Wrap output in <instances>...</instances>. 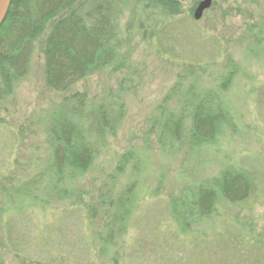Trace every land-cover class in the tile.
I'll return each mask as SVG.
<instances>
[{"label":"trees","instance_id":"trees-1","mask_svg":"<svg viewBox=\"0 0 264 264\" xmlns=\"http://www.w3.org/2000/svg\"><path fill=\"white\" fill-rule=\"evenodd\" d=\"M182 14L180 0H11L0 29L3 97L12 96L27 80L34 44L44 35L46 85L57 93L105 71L129 73L137 38L152 42L160 55L178 60L184 69L158 107L155 124L151 121L142 153L127 151L114 158L112 186L98 197L102 213L98 207L88 209L79 183L110 149V139L117 137L125 122L128 108L121 84L96 99L85 94L65 98L38 118L45 156L36 161L32 178L12 195L22 201L32 199L28 208L40 214L53 202L70 201L67 215L85 218L89 226L100 213L102 228L110 237L101 241L104 247L98 257L105 264H119L118 241L134 223L132 213L141 209L137 182L154 146L165 164L183 154L188 165H195L189 178L182 175L185 185L170 199L169 210L154 222L159 231L155 229L153 247L163 260L180 243L189 254L176 263L170 258L162 264H264V216L243 215L241 220L231 214L256 199L264 206V170L258 174L246 168L233 153L235 139L247 136L234 96L237 79L244 74L229 58L207 77L205 67L214 56L201 47L203 36L186 28ZM250 36L247 51L264 54V27ZM254 86L248 95L252 102L261 95L259 84ZM151 134L156 144H151ZM252 134L261 143L254 129ZM214 161L220 166L216 174H196L198 169L203 174ZM121 179L126 185L117 190ZM211 257L216 259L212 262ZM0 264H4L1 257Z\"/></svg>","mask_w":264,"mask_h":264},{"label":"rangeland","instance_id":"rangeland-1","mask_svg":"<svg viewBox=\"0 0 264 264\" xmlns=\"http://www.w3.org/2000/svg\"><path fill=\"white\" fill-rule=\"evenodd\" d=\"M200 1L180 0L183 13L180 18L186 21V28L200 34L198 37L203 36L201 47L214 56L205 67L208 69L207 77L222 69L229 58L241 68L244 75L237 79L238 89L234 90V96L247 136L235 139L233 153L246 168L259 174L264 170V54H251L247 48L251 33L257 27H264V0L257 3L213 0L211 8L196 22L193 14ZM44 40L45 35L34 44L27 80L12 96L0 95V257L4 264H105L98 256L104 247L101 241L106 242L110 234L102 228L100 213L89 226L85 218L67 215L65 208L71 204L70 201L53 202L44 212L40 211L41 215L38 209L28 208L32 199L22 201L13 198L12 194L23 187L21 184L32 178L36 161L45 156L38 118L53 105L75 94L96 99L116 90L119 84L123 86L128 108L125 122L117 137L110 139V149L100 156L90 173L79 183L88 209L97 210L98 207L102 213L99 194L103 192L104 195L112 186L111 176L116 167L114 158L127 151L142 153L158 107L184 69L178 60L160 55L152 42H140L137 38L129 73L113 75L105 71L77 83L68 92L57 93L46 85ZM195 46L199 47V43ZM256 84L261 88V95L258 93L254 98L256 101L252 102L248 95ZM253 129L261 143L254 141ZM148 138L151 144H156L154 135ZM149 150L150 163L142 168L137 182L143 202L141 209L132 213L134 223L118 241L119 264H162L170 258L176 263L189 254L180 243L163 260L161 252L153 247L155 229L159 231L154 222L169 210L170 199L176 197L185 185L181 181L182 175L189 178L195 165H188L183 154L165 164L159 159L157 147L151 146ZM218 163H209L203 174H200L201 169L196 174L207 176L217 173L220 169ZM125 185L126 180L121 179L115 186L119 190ZM253 202H247L241 209H232L231 214L241 220L243 215L256 219L263 217L262 201L256 199ZM25 206L26 210H21ZM248 207H253L250 212ZM7 211L28 213L18 216L8 215ZM160 229L163 231L164 227ZM157 242L160 247L161 242ZM71 254L75 256L71 257ZM215 259L211 257L212 262Z\"/></svg>","mask_w":264,"mask_h":264},{"label":"water","instance_id":"water-1","mask_svg":"<svg viewBox=\"0 0 264 264\" xmlns=\"http://www.w3.org/2000/svg\"><path fill=\"white\" fill-rule=\"evenodd\" d=\"M212 3L213 0L200 1L193 14L194 21L196 22L200 21L204 13L211 8ZM10 4H11V0H0V29L6 21Z\"/></svg>","mask_w":264,"mask_h":264}]
</instances>
